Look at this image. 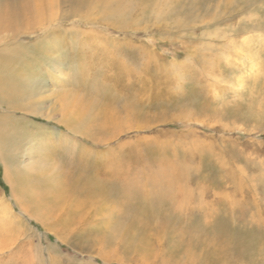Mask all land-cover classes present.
I'll list each match as a JSON object with an SVG mask.
<instances>
[{
  "label": "rangeland",
  "instance_id": "1",
  "mask_svg": "<svg viewBox=\"0 0 264 264\" xmlns=\"http://www.w3.org/2000/svg\"><path fill=\"white\" fill-rule=\"evenodd\" d=\"M109 1L0 0L35 6V30L0 27V66L22 69L14 96L0 87V115L38 135L51 171L75 178L79 154L92 177L74 207L31 172L14 194L3 165L25 156L7 147L0 264H264V0ZM12 45L24 57L9 58ZM73 90L96 106L95 139L29 113Z\"/></svg>",
  "mask_w": 264,
  "mask_h": 264
},
{
  "label": "bare ground",
  "instance_id": "2",
  "mask_svg": "<svg viewBox=\"0 0 264 264\" xmlns=\"http://www.w3.org/2000/svg\"><path fill=\"white\" fill-rule=\"evenodd\" d=\"M102 1L104 3L107 2L106 4L107 6L109 7L112 6V3L109 0H102ZM34 7L35 6H32V7L29 6L23 9L21 4L20 5L14 4V5H11V8L9 11H7V6H5L4 9L0 8V21H1L0 27L3 29V31L7 32L9 37H11L12 39L24 33V31L35 30L34 21L25 23L28 17V14H30L35 9ZM26 9L28 10L27 12L24 11ZM116 11H117L116 7L111 8V10L108 12V15H114ZM41 22L42 20H39L38 23H41ZM1 36H3V34L0 33V41L4 37V36L3 37ZM44 36L46 39L40 37L41 39L39 38L33 43L35 44L33 46H36L37 49L40 48L38 51L41 53L42 51L47 52L50 48L49 47L50 44L47 42L48 40L47 38L50 37L51 34H47V35L45 34ZM23 47L24 46L22 45H12L11 47L5 46L4 48L6 50H9L10 54L8 55V57L13 60H16L17 56L24 57V54L23 56H21V54L24 52L22 50ZM3 61L4 59L0 57V65L3 63ZM26 73H27V76H32L34 74L33 72H29V73L26 72ZM16 75L18 77L22 75L21 67H18L17 72L15 73V72H12L10 69L4 67V65L0 66V87L2 88L1 93L4 92L5 96H7L8 94H11V96H14L13 93L18 91L19 83L17 79L13 82L14 83L13 86L8 84V82H10L13 78H15ZM76 92L78 93V91ZM76 96L79 98L77 99ZM82 100H84L82 96L76 95L73 90V91H70L69 94H67L65 97L61 99V104L59 105V107H55V106L46 107L45 106V109H43L41 105H39L38 107L33 106V107H30L32 112H29V113L50 117L52 119H55L59 124H61L62 126H64L65 128H67L73 133L81 134L85 138H88V139L89 138L95 139L94 137L96 136L92 135L93 136L92 137L91 133H89L88 131L92 124V120L90 118V112L96 106H93V102H91L90 99H88L86 102H82ZM1 102L2 101H0V103ZM55 111H57L58 114H56ZM13 119L15 118H13L10 115H5V114L0 115V155H1L0 160L1 162L4 164L3 161L9 158V155L5 157L7 153L6 152L7 147H8V151L9 149L15 147L16 150L20 151L21 153L20 156H25L24 158L25 160L22 162H20L19 161L20 159L18 158H11V161L13 163L12 166H7L6 164L3 165L4 178L6 182L9 184L11 192L15 194L17 192V186L19 184H25V181H22V179L20 178V175L25 172L26 173L31 172L33 174L32 183H34V188L40 189L44 194H49L47 196L50 199L55 198V199H58V201L62 200L60 198L62 194L69 193L71 196H73L72 200L76 199L75 202L72 201L71 206L73 207L76 206L79 200V195H80V193H77L75 190L77 186V182L78 183L79 182H89L88 180L90 176L88 175L89 172H87V170H89L87 166L88 161L85 160L84 157H80L79 154H78V157L73 156L72 161H74L73 159H75V163L73 167L74 169L75 168L77 169L75 170L76 171L75 178L74 177L69 178L70 176H64L61 172H59V170H61L60 166L58 170H55V168L52 167V171H51V169L46 165L48 161L42 158L41 155L38 153H37L38 155L37 154L34 155V152L32 150L33 144L31 143V140L29 138H31L32 140L36 142L38 141V143H40L38 135L32 134V133H26L24 131L25 129L23 127H20L19 124H17V120H13ZM26 124H29L32 126L30 122H27ZM62 135L63 134H61V136ZM69 141H70L69 138L63 135V140L61 142L68 143ZM6 143H7V146H6ZM76 149H77V152L79 151V153L84 152L85 149L90 151L88 148H85L79 145H77ZM42 152L44 153V155L46 154L43 151V149H42ZM88 154L89 152H87V154L85 155H88ZM78 160H80V162ZM18 164L22 165L23 167L18 168L17 167ZM52 173H55V174L61 173V174H57V176L54 177V174ZM90 178L92 179V177ZM78 189H81V188H78ZM27 191H29L30 194L34 195V193L32 192V188L28 187ZM41 191H40V194H42ZM20 209L23 212L27 211L25 205H20Z\"/></svg>",
  "mask_w": 264,
  "mask_h": 264
},
{
  "label": "trees",
  "instance_id": "3",
  "mask_svg": "<svg viewBox=\"0 0 264 264\" xmlns=\"http://www.w3.org/2000/svg\"><path fill=\"white\" fill-rule=\"evenodd\" d=\"M0 184H1V181H0Z\"/></svg>",
  "mask_w": 264,
  "mask_h": 264
}]
</instances>
